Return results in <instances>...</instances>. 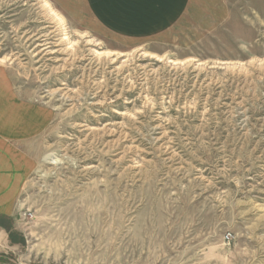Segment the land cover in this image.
<instances>
[{"label":"rangeland","instance_id":"obj_1","mask_svg":"<svg viewBox=\"0 0 264 264\" xmlns=\"http://www.w3.org/2000/svg\"><path fill=\"white\" fill-rule=\"evenodd\" d=\"M186 11L128 37L86 0H0L28 112L5 140L33 162L0 264H264V0Z\"/></svg>","mask_w":264,"mask_h":264},{"label":"crops","instance_id":"obj_2","mask_svg":"<svg viewBox=\"0 0 264 264\" xmlns=\"http://www.w3.org/2000/svg\"><path fill=\"white\" fill-rule=\"evenodd\" d=\"M86 3L92 18L109 32L145 37L158 36L172 28L183 18L191 0H86ZM7 93L0 88V216L6 218L13 214L15 200L33 167L21 150L6 143L5 139L14 137L23 140L24 135L15 132L10 122L14 116L28 114L22 106L15 107L6 100ZM7 123L10 128L6 127Z\"/></svg>","mask_w":264,"mask_h":264},{"label":"trees","instance_id":"obj_3","mask_svg":"<svg viewBox=\"0 0 264 264\" xmlns=\"http://www.w3.org/2000/svg\"><path fill=\"white\" fill-rule=\"evenodd\" d=\"M2 218H3V217H0V226H1V227H2V226L5 227L4 224L2 223V220H3ZM10 234H11L10 237H11L12 242H15V243H16V242H17V238H18V236H16V235L14 234V232H10ZM18 242H22V241L18 240Z\"/></svg>","mask_w":264,"mask_h":264},{"label":"built area","instance_id":"obj_4","mask_svg":"<svg viewBox=\"0 0 264 264\" xmlns=\"http://www.w3.org/2000/svg\"><path fill=\"white\" fill-rule=\"evenodd\" d=\"M226 240H230V236H227V237H226Z\"/></svg>","mask_w":264,"mask_h":264}]
</instances>
